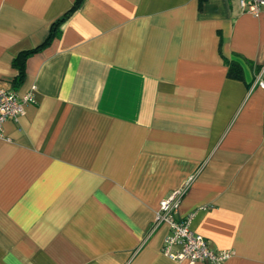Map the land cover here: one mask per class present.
<instances>
[{
	"label": "crops",
	"instance_id": "0c3cea01",
	"mask_svg": "<svg viewBox=\"0 0 264 264\" xmlns=\"http://www.w3.org/2000/svg\"><path fill=\"white\" fill-rule=\"evenodd\" d=\"M73 2L0 0V89ZM60 29L13 89L35 102L2 123L0 264H189L155 223L177 190L174 217L232 250L220 264H264V7L83 0ZM237 55L261 70L227 77Z\"/></svg>",
	"mask_w": 264,
	"mask_h": 264
},
{
	"label": "built area",
	"instance_id": "2783aa9c",
	"mask_svg": "<svg viewBox=\"0 0 264 264\" xmlns=\"http://www.w3.org/2000/svg\"><path fill=\"white\" fill-rule=\"evenodd\" d=\"M243 12L257 15L264 0H236ZM264 86V81H259ZM35 86L22 95H17L13 89H0V136L2 135V123L6 119L16 120L24 111L27 103L35 102ZM182 190H177L169 197L162 199L156 212L155 223L165 222L169 231L163 239L161 251L171 259L186 260L189 264L197 260H206L210 264H220L232 255V250H215L211 248L207 239L195 232L191 227L193 213L180 219L174 217ZM177 247V248H175Z\"/></svg>",
	"mask_w": 264,
	"mask_h": 264
},
{
	"label": "trees",
	"instance_id": "16d2710c",
	"mask_svg": "<svg viewBox=\"0 0 264 264\" xmlns=\"http://www.w3.org/2000/svg\"><path fill=\"white\" fill-rule=\"evenodd\" d=\"M82 1L83 0H74L70 9L65 11L62 15H60L50 24L48 34L40 44H38L36 47L22 50L16 55L13 64L18 69V72L12 80L13 89H15L21 83L24 77V65H25L26 57L29 54L40 50L46 44H48L53 38L57 37L61 32L60 27L62 23L71 15V13L81 4ZM203 1L204 0H199L200 5L203 3ZM226 65H227V70H226L227 77L237 80H244V81H245L246 70H250L252 71V73L256 74L262 68L261 65L254 64L252 60L238 55L232 56L230 59H227ZM262 81H264V72H262Z\"/></svg>",
	"mask_w": 264,
	"mask_h": 264
}]
</instances>
